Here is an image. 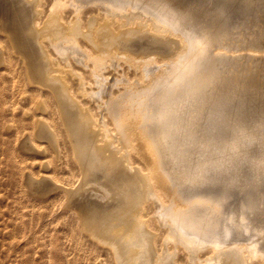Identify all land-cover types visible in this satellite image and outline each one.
<instances>
[{
  "label": "bare ground",
  "instance_id": "6f19581e",
  "mask_svg": "<svg viewBox=\"0 0 264 264\" xmlns=\"http://www.w3.org/2000/svg\"><path fill=\"white\" fill-rule=\"evenodd\" d=\"M191 1L187 15L197 11L198 18L185 23L175 7L146 0H0V28L23 60V78L46 88L52 101L36 104L53 120L43 121L35 138H52L59 151L64 140L82 178L66 191V206L76 205L83 230L109 246L117 264H179L177 254L186 250L194 254L186 251L184 264L263 262L264 237L256 230L254 241L253 232L232 240L219 233L210 251L215 257L195 256L203 246L188 234L192 212L196 201L212 197L183 184L206 182L204 170L221 164L211 150L218 156L224 147L264 145V0ZM45 3L43 23L44 11L35 8ZM86 5H98L102 14L87 25ZM170 63L167 70L156 67ZM192 165L195 176L187 171ZM31 187L43 196L53 188L47 179ZM89 190L97 195L87 196ZM240 226L231 233L239 234ZM224 246L230 253L219 257Z\"/></svg>",
  "mask_w": 264,
  "mask_h": 264
},
{
  "label": "rangeland",
  "instance_id": "374dc122",
  "mask_svg": "<svg viewBox=\"0 0 264 264\" xmlns=\"http://www.w3.org/2000/svg\"><path fill=\"white\" fill-rule=\"evenodd\" d=\"M30 1L37 2V0ZM156 1L152 3L146 0L145 3L153 5L159 3L163 5L161 9L165 6L175 7L179 13H177L179 19L185 23L195 22L198 18L195 17L197 11L191 16L187 15L191 0ZM41 9L44 11V14L40 16L41 22L44 23L48 19L49 5L45 3L42 7L35 8L36 11ZM69 16L70 9L68 8L64 17ZM101 16L98 5H86L82 20L87 25ZM199 32H201L199 28L194 31L196 34ZM149 33L156 35L151 31ZM173 38L179 41L178 38ZM9 45L6 33H3L0 28V264H117L111 248L83 230L76 205L66 206L68 205L66 191L77 189L82 178L80 179L77 171L74 170V160L65 153L64 140H59L62 146L59 151L54 148L55 143L52 138L43 137L40 141L35 138L39 125L45 121L49 124L53 120L48 113L36 110V104L42 100L50 102V96L46 88L41 89L39 85L25 81L23 60L13 53ZM27 49L33 51L30 44ZM223 53L232 57L242 55L240 51H224ZM258 54L261 55V53ZM246 61L242 59L241 63L250 62L249 64H252V61ZM160 64L156 65L160 67L159 69L163 67V70H167L172 67L171 63L167 66ZM42 66L44 65L38 67L42 68ZM73 66L83 69L75 62ZM73 85L78 86L76 82ZM142 99L144 98L135 100L141 101ZM75 100L85 104V107L95 108L96 106L89 98L77 96ZM54 120L59 122L56 117ZM29 136L34 137L36 146L30 142ZM26 141L29 145L31 144L32 150L24 148ZM247 146L240 144L238 148L224 147L218 156H215L211 150V158L220 160L221 164L210 165L204 170V175L207 177L206 182L194 186L190 182L183 184L187 190L195 193H210L212 197L210 202L196 201L191 217L192 232L188 233L194 240L201 243L200 247L203 246L201 251L199 250L195 255L201 260L206 261L216 256L210 251L219 233L223 232L226 236H230L228 239H231L236 236H247L253 232L249 239L254 241V230H256L259 231L255 233L256 235L263 234L264 237V163L262 162L264 161V145L254 147L251 145L249 151L246 149ZM194 170V165L187 167V171L192 172V176L196 175ZM44 179H47L49 188L53 187L52 183L56 184V187L51 188L50 194L43 196L38 192L36 194L31 187V182ZM92 194L93 197L97 195L94 190H89L87 196H92ZM96 200L101 199L96 197ZM165 207L169 210L171 202L166 203ZM156 210L157 208L150 215ZM247 217H249L248 226L244 223ZM167 222L171 224L173 219H168L165 223ZM239 226L244 229L242 233L232 234L231 231ZM157 238L156 240L159 239ZM260 244L264 246V242ZM240 246L246 247V244L237 245L238 248ZM229 248V246H224L222 250L227 253L219 252L218 256L226 257L230 253ZM185 252L181 251L177 254L179 264H184L188 253L194 254V251H187V254ZM254 264H264V258L263 262Z\"/></svg>",
  "mask_w": 264,
  "mask_h": 264
}]
</instances>
